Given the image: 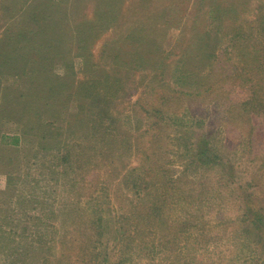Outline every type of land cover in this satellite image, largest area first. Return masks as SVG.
I'll return each instance as SVG.
<instances>
[{
  "label": "rangeland",
  "instance_id": "1",
  "mask_svg": "<svg viewBox=\"0 0 264 264\" xmlns=\"http://www.w3.org/2000/svg\"><path fill=\"white\" fill-rule=\"evenodd\" d=\"M238 7L239 0H0V80L5 87L15 80L22 83L20 93H7L0 102V226L8 230L10 223L26 222L28 240L32 231L39 236L42 229L45 244L51 248L56 244L54 255L63 252L66 263L68 254L69 264H83L79 260L83 247H87L84 264H264V233L250 221L255 212L264 217V136L258 129L251 132L250 125L228 119L222 106L223 91L238 82L235 77L227 79L223 70H232L242 61L237 53L241 42L217 63L225 30L234 21L239 24ZM48 9L70 23L65 36L59 38V27L50 29L49 24L32 21L34 11L48 13ZM83 22L100 26L87 49L76 40L77 26ZM241 27H247L245 20ZM145 29L151 31V38L156 33L157 50L153 39L141 43L133 39ZM207 42L215 50V57L208 59L200 48ZM10 50L18 55L13 56L15 61ZM135 50L142 62L147 56L148 64L140 69L132 65L137 60L132 56ZM207 50L208 55L213 53ZM37 54L43 58L39 60ZM27 56L37 59L26 60ZM24 65L25 72L16 70ZM213 66L218 70L211 80L220 75L226 81L225 88L212 95L219 93L217 103L209 98L197 103L203 97L196 96L183 101L182 107H176L177 111L187 107L181 110V120H173L164 130L169 138L165 175L174 182L169 183L166 197L157 201V190L164 192L158 183L145 191L131 185L144 173L132 143L135 139L130 137L142 125H137L133 104L152 82L186 90L177 81L181 75L185 80L206 78ZM149 67L156 71H151V77L146 75ZM154 75L157 81H152ZM115 79L125 82L124 95L106 97L104 82ZM85 80L98 85L96 109L108 116L105 126L112 134L108 142L92 132L85 134L92 123L80 124L81 117L77 123L70 122L77 105L87 101L76 93ZM24 123L34 127L30 143L21 136ZM183 124L196 148L207 141L225 155L226 171L189 165L188 140L178 126ZM250 133L249 146L244 139ZM43 134L48 138L41 139ZM15 136L21 138L18 145L11 143ZM65 154L69 160L61 159ZM7 176L13 184L5 190ZM17 199L23 208L9 203ZM155 202L159 210L152 214L148 207ZM52 208L55 215H50ZM91 210H98L102 222L93 220ZM43 213L47 214L43 222L36 220ZM49 216L55 217L48 221ZM49 223L57 231L50 232ZM65 224L68 246L63 248L55 240L67 234L62 232ZM42 252L41 260L48 259ZM4 261L0 253V264Z\"/></svg>",
  "mask_w": 264,
  "mask_h": 264
},
{
  "label": "trees",
  "instance_id": "2",
  "mask_svg": "<svg viewBox=\"0 0 264 264\" xmlns=\"http://www.w3.org/2000/svg\"><path fill=\"white\" fill-rule=\"evenodd\" d=\"M252 1V3H251ZM17 7V6H16ZM49 10V11H48ZM48 13H42L40 11H34L32 15V21L39 23V25L43 24L46 26L47 24L53 26L50 29L59 27V38H61L64 34L65 28L70 24L67 23L65 18H63L61 15L58 18L55 13H52L51 9H48ZM217 11V10H216ZM215 11V12H216ZM66 14V13H65ZM64 14V15H65ZM248 15H253V17L246 18ZM246 16V17H245ZM103 17V16H102ZM247 23L246 28H242L241 24L244 22ZM236 18L239 19V24H236L237 22L234 21L233 25L227 28L225 30L224 34V44L221 55L218 56L217 63L221 61L220 58H224L225 51L232 52V49H235L238 44V42H241L242 46L238 50L239 57L242 58V61H239L236 66H234V69L227 68V70H223V72L227 73V79L230 78L233 79L234 77L238 80L237 84L234 85V88H231L229 90L223 91L225 96V101H223L222 106L224 109H226V113L229 115L228 119H232V121H237L239 125L247 126L250 125L251 132L256 131L257 129L263 133L261 134L264 136V0H239V7L237 8V15ZM114 19V18H112ZM102 22V21H101ZM153 23V19H152ZM42 25V26H43ZM244 25V24H243ZM100 27L98 24H91L89 22H83L80 23L77 28L79 29V32L77 33L76 40L77 42L83 43L82 49H87L91 43L92 38L97 36V28ZM29 31L25 32L28 33ZM48 32H53L49 31ZM96 32V33H95ZM207 39L210 38L209 33H205ZM203 34V36L205 35ZM57 38V39H59ZM157 35L155 33V36L151 38V31L147 32L146 29L143 31L140 36L136 35L135 39L138 42H145L146 39L148 41H151L153 39L154 48L157 50V47L160 46L158 44V41L156 40ZM17 43L20 42V40H15ZM22 41L23 37H22ZM62 41V40H61ZM60 41V42H61ZM214 47L218 46L217 42L214 41ZM221 44V43H220ZM27 48H29V45H26ZM213 46L210 43H204V46L200 44V48L203 49L206 53L203 54L202 57H205L208 59L215 57V50L213 51L210 49V47ZM213 52L212 54L208 55V49ZM20 48L15 47V51H19ZM118 53V52H116ZM10 54L11 50H10ZM9 54V56H10ZM144 54V53H143ZM145 54H148L146 52ZM39 56V60L43 58V55L37 54ZM18 57L17 54H12V60H14V57ZM133 58L137 59L135 61V64H132L134 67H137V69H140L142 65H147L148 62L146 61L145 55H143V60L139 59L141 56V53H139L137 50L133 53ZM145 56V57H144ZM20 58V57H19ZM31 58L37 59L36 56L28 57L26 60H29ZM84 68H86L87 58L84 56ZM205 60V59H204ZM7 64V63H5ZM121 65V64H119ZM31 70H35V68H30ZM151 67H149L146 75L149 74L148 77H151V71L152 73H156L155 70H149ZM215 66H213V72L209 74L210 76L200 79H193L191 80L187 79L185 80L183 78V75L180 76V78L177 79L181 83V85L186 86V90H179L178 89H170V85L168 84V87L166 84H163L162 86H155L154 82L148 86L147 91L145 92L143 97H138L137 101L134 102V108L135 113L137 114L138 121L137 125L139 126L136 130V136L133 134L132 139H135L132 143L136 145V150L139 153L141 157V162L143 164V175H139L137 181L131 182L132 187L134 188H142V190H148L151 188V184H159V187L165 192H158L156 194L157 201L163 200L166 197V189H168V185L171 182H174L170 176L166 177L165 174L168 173V170L166 169V157L165 154L167 153V147L169 143V138L166 137V132L164 131L166 127L169 126L170 123L173 122V120L176 122L179 117V115L182 116L181 110L187 109L182 108L180 111L176 110V107L181 105L183 106V101L188 100H194V97H203L201 100H197V103H203L202 101H205L207 98L212 99L209 101H213L214 104L217 103V100L219 98V93H216L215 96L212 97L213 93L215 91H219L221 88L224 89V83L226 82L223 79H220V75L215 79L214 81L211 80L213 75H216ZM19 72H25L26 66H20L16 68ZM222 71L221 68H219L220 72ZM218 74V73H217ZM237 74V75H236ZM158 75H154L152 77V81H157ZM89 80H85L83 82L80 81L79 85L77 86V95L84 96V99L87 101L80 102L77 105V112L75 114H71L70 122L73 121L74 123H77V118L81 117L80 124H89L92 123V126L89 128H86L85 134L87 132H92L93 136H98L102 140H105L108 142V140H111L112 134H110L111 128H107L105 126V122L108 119L107 114H105V110L98 111L96 109V99L99 96V89L97 83H87ZM151 81V80H150ZM4 81L0 80V102L2 100H5L7 98V93L9 95L13 94V91H16L20 93L22 83L20 81H13L10 82L11 84L9 86H4L2 83ZM124 82V81H123ZM105 84L104 89V95L109 98H115L119 97L121 94L124 95V84L120 83V80L115 79L112 80L110 84ZM180 86V84H177ZM3 87V88H2ZM178 90V91H177ZM8 95V96H9ZM21 96L24 97V94L21 93ZM10 97V96H9ZM15 97V96H13ZM222 99V98H221ZM13 100V98H12ZM196 101V100H195ZM227 101L229 105H227ZM95 102V103H94ZM94 103V104H93ZM107 103V102H106ZM190 103V101H189ZM93 104V105H92ZM91 105V106H90ZM186 113V112H185ZM93 116L95 118H93ZM11 120V118L9 119ZM109 120V119H108ZM181 120V119H178ZM13 121V120H12ZM139 123V124H138ZM233 124L236 125V123L233 122ZM255 124V126H254ZM87 125L82 126V130L85 129ZM180 132L182 133V137L184 139H187L186 143L188 149L186 150V156L189 155L191 158V161L189 165L193 164L196 165L199 168H204L205 170L210 169H217V168H225V171L228 168V160L226 159L225 155L221 152H218V150L214 148H210L207 141H204L202 143L197 144L198 147H195L194 143H190L191 135L190 133L185 130L186 125H178ZM34 127L28 126V124L24 123L22 124L20 128L21 136L26 140L28 143L30 141H33L32 137H34L33 133ZM178 131V130H177ZM136 132V131H135ZM211 132V131H209ZM238 132H241V129L238 128ZM212 134V133H211ZM260 134V133H259ZM258 134V135H259ZM241 135V134H240ZM257 135V136H258ZM208 136V134H206ZM251 136H247V138L244 139V141L247 139V143L251 142ZM48 138L46 134L42 135V138ZM135 137V138H134ZM20 137L15 136L12 139V142L14 145H18L20 142ZM130 140V139H129ZM131 141V140H130ZM34 143V142H33ZM246 143V142H245ZM41 147L42 143H39ZM192 145L193 148H192ZM250 146V145H249ZM195 149L198 150L196 154ZM69 152V151H67ZM67 154V153H66ZM64 155L61 159L69 160L70 156ZM166 164V165H165ZM136 169V168H133ZM54 174V173H53ZM52 174V175H53ZM51 175V179L54 181L53 176ZM143 178L139 180L141 177ZM177 180V179H176ZM12 177L7 176V184L6 188L10 189L12 185ZM148 193V192H147ZM150 194V192H149ZM165 194V195H164ZM94 200V197L92 196L89 199V202ZM9 203H15L18 207H22V202L17 199L16 202H9ZM39 203L43 204V202L40 200ZM90 204V203H89ZM101 205L97 203L95 207L99 208ZM23 208V207H22ZM89 209V208H88ZM148 209L151 211L152 214H155L159 210V206H156V202L154 203V206L151 205L148 207ZM85 210V209H84ZM255 216L253 218L251 217L250 221H252V224H258L254 225L257 231H260L261 233H264V217L262 214L255 212ZM50 215H55V211L50 209ZM90 215L93 217V220L95 222L101 221L103 217L99 215L98 210H91ZM42 217V218H41ZM47 217V214L43 213L42 215L39 214V218H36V220H43ZM50 217V216H49ZM50 217V219L54 218ZM71 218H68V221ZM31 220V219H29ZM35 219H32L31 222L34 223ZM47 221V222H48ZM47 222L44 223V226H47ZM26 222H21L20 220L17 223H10V227L8 230L3 227V225L0 226V253L5 259L4 264H29V261L31 260L30 264H43V261L47 259V257L42 258L41 256H38L39 253L42 252L46 255H48V259L44 262V264H69L68 260L70 259V256L68 254H65L66 263L63 261L62 253L54 255V252L56 251V244L54 246L48 247L46 243L45 234L43 230L41 229V233L38 236V231H32V235L30 236V240L26 238V234L30 231L29 228L26 226ZM66 225V224H65ZM99 226V225H98ZM50 232L51 231H57V229L54 227L53 224L49 223ZM68 224L66 225L65 229L62 232L67 233ZM44 228V227H43ZM21 230V231H20ZM64 234V235H65ZM100 234V233H98ZM42 235V236H41ZM17 237V238H16ZM67 237L68 233L65 236H61L57 241L60 245L63 246V248L67 247ZM87 247H83L81 249V252L79 254V260L84 264L86 263V249ZM38 256V257H37ZM29 258V261H28ZM33 259V261H32ZM39 259V260H38ZM34 262V263H33Z\"/></svg>",
  "mask_w": 264,
  "mask_h": 264
}]
</instances>
